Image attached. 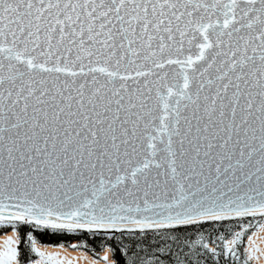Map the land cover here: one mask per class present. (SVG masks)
Segmentation results:
<instances>
[{
	"label": "snow or ice",
	"instance_id": "obj_1",
	"mask_svg": "<svg viewBox=\"0 0 264 264\" xmlns=\"http://www.w3.org/2000/svg\"><path fill=\"white\" fill-rule=\"evenodd\" d=\"M46 230L264 258V0H0V264H74Z\"/></svg>",
	"mask_w": 264,
	"mask_h": 264
},
{
	"label": "trees",
	"instance_id": "obj_2",
	"mask_svg": "<svg viewBox=\"0 0 264 264\" xmlns=\"http://www.w3.org/2000/svg\"><path fill=\"white\" fill-rule=\"evenodd\" d=\"M221 230H224L223 228ZM37 239L40 243H64L69 244L72 241L80 242L83 241L86 243L84 247L89 253L95 256V253H99L104 246H110L114 244V241H109V239L103 234L91 235L88 233H53L51 231H43L37 233ZM112 256V255H111ZM121 254L119 252L116 253L115 257L112 256L113 259L119 260Z\"/></svg>",
	"mask_w": 264,
	"mask_h": 264
},
{
	"label": "bare ground",
	"instance_id": "obj_3",
	"mask_svg": "<svg viewBox=\"0 0 264 264\" xmlns=\"http://www.w3.org/2000/svg\"><path fill=\"white\" fill-rule=\"evenodd\" d=\"M255 231V229H253ZM7 234H11L10 231ZM251 234V232H249ZM257 242L261 248H264V231H259L257 236ZM245 243H247V237L245 239ZM42 246H47L48 251L52 252H59L62 256L68 257L69 259H74V264H90L92 260H96V264H104L101 257L104 254L105 249L108 247L106 246L102 249L97 256L92 255L87 250L79 247L73 248L72 245H76V241H72L69 244L64 243H40ZM86 257L85 259H81V257ZM113 258L111 255L109 256V260L111 261ZM253 264H264V258L260 262H253Z\"/></svg>",
	"mask_w": 264,
	"mask_h": 264
},
{
	"label": "rangeland",
	"instance_id": "obj_4",
	"mask_svg": "<svg viewBox=\"0 0 264 264\" xmlns=\"http://www.w3.org/2000/svg\"><path fill=\"white\" fill-rule=\"evenodd\" d=\"M246 239V238H245ZM77 244H80V245H83V247H81V248H83L84 249V247L86 246V243L85 242H83V241H80V242H76ZM97 254H99L98 252L97 253H95V256H97ZM112 257V256H111Z\"/></svg>",
	"mask_w": 264,
	"mask_h": 264
}]
</instances>
